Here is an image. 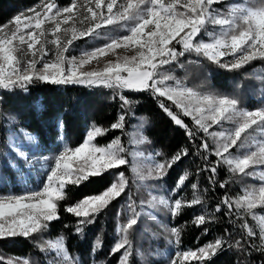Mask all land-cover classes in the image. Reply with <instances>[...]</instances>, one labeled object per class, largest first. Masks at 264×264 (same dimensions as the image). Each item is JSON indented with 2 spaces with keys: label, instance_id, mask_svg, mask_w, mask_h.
<instances>
[{
  "label": "snow or ice",
  "instance_id": "6c2138e0",
  "mask_svg": "<svg viewBox=\"0 0 264 264\" xmlns=\"http://www.w3.org/2000/svg\"><path fill=\"white\" fill-rule=\"evenodd\" d=\"M217 2L218 0H186L183 3L182 0H127L126 4H118L117 0H88L86 5L81 6L74 0L69 6L60 8L54 0H47L39 10L35 7L29 9L31 15L21 13L0 26V90L27 91L29 86L43 82L57 86L79 85L88 88L118 89L121 92L128 90L132 93H149L175 125L185 129L195 148V155L199 156L204 164L203 168L197 169V174L209 172V183L216 185L217 169L223 164L234 174L243 177L254 176L255 173L248 170L257 165H264V145H260L258 151H251V145L242 139V133H246L253 126L264 132V108L247 110L239 107V101L234 97L201 94L181 86L179 82L171 85L168 81L173 77L164 75L161 71L166 65L177 64L183 67L180 58L192 52L198 56L203 55L228 71L240 70L258 59L264 60V8L249 10L246 13L241 10L238 17L233 13L234 18L229 19L213 8ZM177 5H180L183 11L178 10ZM81 8L86 11H78ZM81 16V22L89 26L78 32L75 21ZM237 20L242 21L246 27L241 28ZM48 22L54 27L46 29ZM70 22L71 27H64ZM128 22L132 23L129 25ZM209 23L222 28L227 26L229 31L223 38L214 39V42L198 41L196 38L199 34L208 31ZM116 25L127 28L128 34L112 36L110 33L113 29L109 26ZM49 33L53 37L51 40L47 38ZM213 35L214 33H209V36ZM86 36L102 37L107 42L100 47L82 51L79 57L66 55L74 41ZM49 44L54 46L51 59L47 58L53 51L47 47ZM117 49H132L135 55L125 56L122 60L117 58L115 62L109 60L102 70H86L85 66L93 61L99 62L101 58L108 57L109 53H115ZM225 57L231 59H223ZM119 99L122 109L131 105L125 95L121 94ZM166 101H171L183 116L191 117L196 130L188 128L179 112H174ZM130 112L128 107V111L121 114L111 128L124 129L126 115ZM225 121L236 125L234 131H209L213 125H221ZM62 124L61 120L60 125ZM105 131L94 126L79 146L72 148L65 145L55 157L54 166L47 172L42 188H26L19 194L9 192L0 195V238L22 236L35 239L33 234L46 232L50 223L60 218L58 205L59 201L65 199L68 185L78 186L92 177L102 176L109 170H112L113 175L119 173L116 182L111 183L102 192L86 196L65 209L77 218L76 233L83 234L84 228L94 223L98 214L126 193L127 181L120 169L126 166L128 161L121 138L117 136L106 146L94 143ZM199 132H203L204 137L213 138L217 145L215 149L210 147L204 137L200 138V143H196ZM27 139L32 141L34 138L27 135ZM234 147L238 151L244 149V154L232 156L230 149ZM19 155L23 157L25 153L20 152ZM188 155L189 149L185 147L171 161L156 163L155 178L164 177L175 163ZM212 156L216 157L215 162L210 159ZM187 176L186 172L180 177L177 188L183 185ZM259 179L264 181V174H261ZM197 187V184L192 185L193 189ZM219 187L225 189L227 181L220 183ZM246 192V195L235 201L237 210L243 209L250 213L258 203L264 205V185L259 187L258 193L254 189H246ZM160 203L168 208L173 217L178 215L182 208L180 199L170 204L169 200L161 198ZM203 204L201 199L195 198L187 206ZM224 206L228 209L224 215L230 218V223H237L231 220L233 202L227 193L216 205L215 211L221 212ZM128 208L132 210V216L118 229L123 237L115 243L109 253L115 255L125 249L118 264H128V232L138 223L137 213L131 203ZM204 208L207 212L206 205ZM208 217L206 220V215L201 214L195 218L194 223L205 225L214 222V216L209 213ZM241 218L238 216L237 220ZM239 227L246 230L248 238L255 235L246 221ZM207 231L205 227V233ZM171 233L176 243H179L180 230L172 228ZM260 240L261 246L258 250L264 252V220L260 224ZM223 243V240L217 239L214 243L195 251L178 253L180 264L190 260L203 264V261L214 255ZM236 245L244 251L240 240L236 241ZM37 246L41 252L53 250L56 256L62 255L67 264H72L65 250L63 237L43 241ZM7 264H21V261L9 259ZM22 264H29V260L24 259ZM51 264H56V261L53 260ZM173 264H176L175 260Z\"/></svg>",
  "mask_w": 264,
  "mask_h": 264
},
{
  "label": "trees",
  "instance_id": "16d2710c",
  "mask_svg": "<svg viewBox=\"0 0 264 264\" xmlns=\"http://www.w3.org/2000/svg\"><path fill=\"white\" fill-rule=\"evenodd\" d=\"M45 1L0 0V26L10 22L14 15ZM238 1L250 9L264 8V0ZM238 1L223 0L215 3L213 8H220L219 11H222L227 9L226 2ZM54 2L69 6L74 0ZM128 23L130 25L132 22ZM109 28L113 29L110 33L112 36L128 34L127 28L120 25ZM88 42L96 48L107 41L102 37H82L76 40L74 50L85 48ZM180 63L183 67L172 64L164 68L170 74L174 73L182 78L181 80L198 93L234 97L238 99L241 108L250 110L264 108V60L258 59L240 70L228 71L203 55L198 56L192 52L181 57ZM125 96L129 98L131 105L122 109L116 89L103 87L89 89L79 85L57 86L40 82L29 86L27 91L0 90V195L9 192L22 193L35 181L28 175V169L32 167H27V164L32 163L31 154L23 160L9 147V133L13 130H21L34 138L31 150L36 152L35 154H50L60 144L59 139L65 145L75 148L86 139L92 124H99L100 120L105 118L115 120L130 107L131 112L126 115L124 129L106 130L104 135L97 137L98 143L107 144L119 134L121 140L124 139L123 131L129 128L132 121L139 120L146 137V153L154 158L155 164L171 161L182 148L189 149V155L175 163L164 177L156 179L152 176L143 182L142 197L135 190L133 185L135 181L131 178L129 167L122 166L120 171L124 173L127 181L126 193L112 201L98 214L95 222L84 228L83 234L76 233L77 218L67 213L65 209L86 196L102 192L115 182L119 173L113 175L112 170H109L102 176L92 177L78 186L68 185L65 199L59 201L58 205L60 218L51 222L46 232L33 234L35 239L22 236L0 238V264H7L9 259L14 261L19 259L21 264L24 259L29 260V264H51L53 260L56 264H67L62 255L56 256L50 249L41 252L37 246L38 243L59 237L64 238L65 250L72 264H118L125 249L115 255L109 253L115 243L123 237L118 229L132 216V210L128 208L130 203L136 208V213L140 204L144 208V213L137 214L138 223L128 232L130 241V247L127 248L128 264H173L174 260L176 264H180L178 253L195 251L214 243L217 239L223 240L224 243L214 255L205 259L203 264H264V252L258 250L261 240L257 234V224L252 223L247 214L237 211L234 203L231 220L237 223H230V218L224 215L228 211L226 206L221 212L215 211L216 205L224 198L225 193L232 202L239 194V186L228 167L219 165L216 185L209 183V172L197 174V169L203 168L204 164L200 157L195 155V148L189 141L185 129L175 125L159 107L158 101L146 92L126 91ZM166 103L171 105L174 112H179L172 102ZM179 115L188 128L196 130L189 117L183 116L182 112H179ZM201 137H204L203 132L198 133L196 143H200ZM210 159L215 162L216 157L212 156ZM186 172L187 178L183 185L177 188L180 177ZM225 181L227 187L221 189L219 185ZM193 184H197L198 187L193 189ZM161 198L169 200L170 204L180 199L182 208L179 214L173 217L168 208L160 203ZM195 198L201 199L204 204L188 207L187 204ZM209 213L214 216V222L205 225L194 223L195 218L201 214H205L208 220ZM238 216L242 218L237 220ZM245 221L256 231L251 238L247 237L246 230L239 227ZM205 227L208 229L206 233ZM172 228L180 230L179 243H176L171 233ZM237 240L241 241L244 251L237 247ZM165 250H169L166 255ZM184 264L200 262L190 260Z\"/></svg>",
  "mask_w": 264,
  "mask_h": 264
},
{
  "label": "rangeland",
  "instance_id": "374dc122",
  "mask_svg": "<svg viewBox=\"0 0 264 264\" xmlns=\"http://www.w3.org/2000/svg\"><path fill=\"white\" fill-rule=\"evenodd\" d=\"M220 1H223V0H218V2H220ZM233 1H238V0H233ZM46 2H47V0L43 3H46ZM75 2L78 5L83 6V5H86L88 3V0H75ZM117 2H118V4L119 3H125L126 4L127 0H117ZM169 2H170V0H169ZM183 2H186V0H182V3ZM43 3L36 6L35 8H37L39 10V8L43 5ZM226 3H227V5L226 4H224V5L227 6V9L225 8L220 12L222 13V15L225 18H229V19L234 18L233 13H235V16L238 17L241 14V10H243V12H245V13L249 10H259V9H250L248 7L242 6L241 1L233 2V3L226 2ZM56 4L60 8L66 7L62 4H58V3H56ZM177 7H178V10L183 11V8L180 7V5H177ZM216 9L219 10L220 8H216ZM78 11L85 12L86 9L81 8V9H78ZM105 12H106V9H105ZM21 13H25L26 15H31V13H29L28 10L23 11ZM21 13H18L16 15H19ZM16 15H14V17ZM81 20H82V16L79 17L75 21V27H76L78 32L80 30H85L89 26L87 23H82ZM237 23H239L241 25V28L246 27V25H244L243 22L240 20H237ZM71 26H72V22H70L69 25L64 26V27H71ZM52 27H54V25L51 24V22H48L45 25L46 29H50ZM207 28H208L207 32H201L199 34V36L196 38L198 41H202V42H206V43L214 42V39L223 38L225 33H227L229 31L227 26H224L222 28L219 25H214L211 23H209L207 25ZM209 33H214V35L209 36ZM61 35L63 36V34H61ZM70 35H71V33L68 34L69 38H70ZM47 38L49 40H51L53 37L49 33ZM75 43H76V41H74V44L71 47L70 52L66 53V55L79 57L82 51L94 49L92 44L88 42L86 44L85 48H80L78 50H74L76 48ZM47 47L49 49L53 50L52 52H50L49 57H47L48 59H51L52 56L54 55V46L49 44V45H47ZM26 51L27 50H26V46H25V52ZM132 55H135V52L132 49H129V50L117 49L115 51V53H109L108 57L101 58L99 62L93 61L90 65H87L85 67H86V70H89V71L102 70L103 67L105 66V64L109 60L115 62L117 60V58L122 60L125 56L131 57ZM223 59H231V57H225ZM161 71L164 75H170L171 77H173L172 81L171 80L168 81V83L171 85H175L177 82H179L180 79H182V78L177 77L174 73L170 74L169 71L166 70V68L161 69ZM181 86L190 88L186 84V82H183V81H181ZM89 89H91V88H89ZM104 89H106V88H104ZM190 89H192V88H190ZM116 91L118 93V89H116ZM126 91H128V90H124L123 92H121V94L125 95ZM193 91H195V90H193ZM195 92H197V91H195ZM243 109H246V108H243ZM247 110H250V109H247ZM118 117L115 120L113 118H108V119L105 118L103 120H100L99 124H94V125L92 124L90 129L94 126L100 127L102 129H105V130L112 129L111 125L117 121ZM189 118L194 123V120L191 117H189ZM235 126L236 125L233 122L225 121L221 125H213L211 128H209V131L210 132H213V131L219 132V131L226 130V129H230V130L234 131ZM123 133H124L125 138L121 140V143H122V146L125 148V158L128 161V164L126 166L129 167L131 178L133 179V181H135V183L133 184L135 186V190L142 197L141 193H143V191L141 189V186H143V182L146 181L149 177H152V176L155 177V163L153 162L154 158L149 157V155L146 153V145H145L146 144V137H145L144 132H143V126L139 120L132 121L129 125V128L127 130H124ZM27 135H29V134L26 132H23L21 130H13L12 132L9 133V138H8L9 139V141H8L9 147L12 150H14L18 156H20L19 155L20 152H24L25 155L23 157L20 156L23 160H24V158L27 157L28 154H31L32 163L30 165L27 164V167L28 166H32V167H30L28 169V172H29L28 175L30 177H33L35 179V181H34V184H32L31 186H28V188L38 189V188H42L43 182L46 180L47 172L50 171V168L52 166H54L55 157L57 155H59V153L63 150V147L65 146V144L62 140L59 139L60 144L55 148V150H53L52 153H50V154H39V153L35 154L36 152H33V150H31V149H33V141H29L27 139ZM118 136L121 138L120 134ZM114 138H116V137H114ZM206 139H207V142L210 145V147L212 149H215V147L217 145H216L215 141L213 140V138L212 137H206ZM242 139L246 140L247 143L249 145H251V149H250L251 151H258V147L260 145H264V132H262L256 126H253V128L249 129L246 133H242ZM110 142H108L107 144H109ZM94 143L98 144L99 146H106L107 145V144H100L96 140L94 141ZM239 143L240 142L238 141V145H239ZM244 152H245L244 149H240L238 151L236 147L230 149V153L232 156H240V155H243ZM248 171L254 172L255 175L243 177L239 174L232 173L235 177V180H236L238 186H239V194L236 195L232 199L234 206H235V201L237 199H239L240 197L247 194L246 189H254L258 193L259 187L264 185V181L259 179V176L261 174H264V165H257V166H255V168L249 169ZM142 177H143V179H141ZM117 179L118 178H116L115 182L117 181ZM136 182L140 183L141 185L137 184ZM146 187L147 186H145V188ZM139 208H138L137 214H143L144 208L141 207L140 204H139ZM134 209H136V208L134 207ZM237 211H241L242 213H245V215L247 214L246 216H248V218L251 219L250 221H252V223L257 224V227H258V229H257L258 233L257 234L260 237V224H261V221L264 220V205L258 203L257 206L254 209H252L250 213L246 212L243 209H240ZM248 225L250 228H252V226L250 224H248ZM252 230H253V228H252ZM254 233L256 234V231H254ZM165 251H164V253H165ZM167 251L169 252V250H167Z\"/></svg>",
  "mask_w": 264,
  "mask_h": 264
},
{
  "label": "built area",
  "instance_id": "2783aa9c",
  "mask_svg": "<svg viewBox=\"0 0 264 264\" xmlns=\"http://www.w3.org/2000/svg\"><path fill=\"white\" fill-rule=\"evenodd\" d=\"M179 83H180V85H181V80H179ZM121 95V91L120 90H118V93H117V99H119V96ZM120 100V99H119Z\"/></svg>",
  "mask_w": 264,
  "mask_h": 264
},
{
  "label": "bare ground",
  "instance_id": "6f19581e",
  "mask_svg": "<svg viewBox=\"0 0 264 264\" xmlns=\"http://www.w3.org/2000/svg\"><path fill=\"white\" fill-rule=\"evenodd\" d=\"M182 81V80H181Z\"/></svg>",
  "mask_w": 264,
  "mask_h": 264
}]
</instances>
